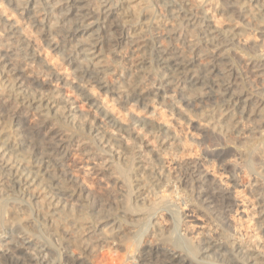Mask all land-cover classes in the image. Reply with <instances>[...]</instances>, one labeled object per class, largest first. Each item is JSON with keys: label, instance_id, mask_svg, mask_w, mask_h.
Returning a JSON list of instances; mask_svg holds the SVG:
<instances>
[{"label": "bare ground", "instance_id": "1", "mask_svg": "<svg viewBox=\"0 0 264 264\" xmlns=\"http://www.w3.org/2000/svg\"><path fill=\"white\" fill-rule=\"evenodd\" d=\"M190 1L0 0V264H88L141 228L123 264H264V0Z\"/></svg>", "mask_w": 264, "mask_h": 264}, {"label": "rangeland", "instance_id": "2", "mask_svg": "<svg viewBox=\"0 0 264 264\" xmlns=\"http://www.w3.org/2000/svg\"><path fill=\"white\" fill-rule=\"evenodd\" d=\"M190 2H191V4L193 6H194V4H195V6H196V4L197 5H199V4L203 5L204 9H208L209 6H210L209 5L208 8H207V5L204 4V0H191ZM133 5H135V4H133ZM205 5H206V7H205ZM208 14L210 15V16L209 15L208 16L211 17V19L209 18L210 19L209 20L210 21V25H213L215 28H217V30L218 29H220V30L230 29V28L234 27L235 24H236V23L234 24L233 22L230 23L227 20L228 14L219 11V9L214 10V12L210 11V12H208ZM237 26H238V24H236V27ZM240 41L242 43H244L245 45H251L254 41H255V43H258L261 40H260V38L258 37L257 34L253 33V34H250V35H247V36L246 35L241 36L240 37ZM240 66H243V65L240 64ZM241 68H243V71H245L244 66L241 67ZM62 93L64 95L68 96V97L72 96V94L69 93L68 90H64V91H62ZM76 106L78 107V110L80 109V111H82V112H88L89 111L88 108L86 106H83L82 104L77 103ZM135 132L138 133V135L140 134L139 136L143 135L144 139L142 137V140L148 145V147L154 148V150H157L159 148L158 147L159 144L156 141L151 140L148 136H144V133L142 131L136 130ZM198 138L199 139H203V138H200V137H198ZM198 138H195V140H197V142L196 141H194V142L192 141V142L194 143V145L198 149V152H199L200 156L204 157L205 159H215L214 158L215 155L216 156L219 155L218 158H216V161H217V160H219L220 155H222V153H220V151H224V150L228 151V149L230 151V148H226L225 144L223 145L224 142H221L222 140H219V139L217 140L216 138H214V140H212L213 138H211V139L210 138H206V139H203V140H198ZM127 144H130L129 141H128ZM85 162L87 163L86 159H83V157L79 156L77 153H74L72 151L68 154V159L66 160V164L69 166V168H68L69 172L71 171L70 173L72 174V176L74 178H76L77 181L80 184H82V185L84 184L83 186H84L85 190L88 189L93 195H95V194L102 195V194H105L108 191L112 190L111 188H113V190L116 189L117 186L113 187V184H110L107 181L105 182L104 180H102L98 176L97 177L96 176H92V177L91 176L90 177L86 176L87 177L86 178L81 173V167L83 165H85ZM240 179H241L240 183L243 184L245 182V180L243 178H240ZM99 180H101V181H99ZM98 195H96V196H98ZM38 196L39 195H37L36 198ZM34 202L36 203V205L38 203V207L44 208V202L40 201V199H35ZM66 202H67V200H66ZM70 204L74 205L76 203L71 201ZM42 208H41V210L39 212L40 215L46 214L48 212V210H49V209L47 210V208H44V210H43ZM121 216L125 220L128 218L126 215H121ZM31 217L34 218L33 215ZM66 220H68V218H66ZM66 220L64 221L65 223L63 221H62L63 223L61 221H59L58 224H57L58 226L56 225V228H60V226H61V228L63 226L64 229H65L64 226H67V227L69 226L70 227V228L68 227V229L66 227V229H65L67 232H69V234L67 236H64L65 240H66V238L67 239L70 238L69 241H73V239L74 240L75 239L78 240L77 238L82 239L83 237H85V235L87 233L90 232V231H87L84 234L83 230L81 229V228L84 227V225H82L81 223L75 225V224H73L72 219L69 220V221H66ZM66 223H67V225H66ZM133 230L137 232V229H132L130 231V233H129L131 235H128V237L129 236L132 237L135 234V239L134 238L132 239L131 237H129L128 241L125 242L126 245H128V242L131 244V242H133V240L135 241V242H133L134 244L136 243V241L138 242V238L137 237H139V236H137V235L140 234V231L143 230V228H141V230L138 231L139 233L138 232L136 233ZM70 232H71V234H70ZM131 232H133V233H131ZM73 233L76 234V235H74ZM173 233H171V236H172L173 240H175V242H178L179 245H182L181 239L178 238L179 237L178 232H176L178 236L176 235V233L174 231H173ZM71 235L73 236V238H72ZM120 237H122V236H120ZM136 238H137V240H136ZM130 239H132L131 242L129 241ZM142 241H143V244H141V247L143 245H145L146 241H147V243L149 241H151V238H146V237L142 236L141 242ZM106 242L107 241H105V242H96V243H94L92 245V246H94V248L93 249L90 248V250H92V251L91 252L89 251V263L88 264H123L126 261V259L128 258V256H130V255H128V252L125 253V251H128L127 250L128 246L126 247L124 242L118 241L119 244H118V242L116 244L115 243H111L110 241H108L107 243ZM133 243L131 245H133ZM77 252L78 251L75 249L74 246H71L69 248V254H73V253L77 254ZM125 254H127V255H125Z\"/></svg>", "mask_w": 264, "mask_h": 264}]
</instances>
